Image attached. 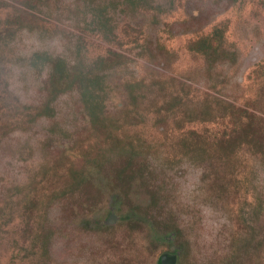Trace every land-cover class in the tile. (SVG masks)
Instances as JSON below:
<instances>
[{
  "label": "rangeland",
  "instance_id": "obj_1",
  "mask_svg": "<svg viewBox=\"0 0 264 264\" xmlns=\"http://www.w3.org/2000/svg\"><path fill=\"white\" fill-rule=\"evenodd\" d=\"M92 1L108 5L111 37ZM137 5L0 0V264H157L165 231L178 264H264V0ZM216 28L224 52L194 51ZM44 53L98 74L97 126L76 85L55 94ZM198 107L212 119L190 121ZM126 155L150 178L114 191ZM115 194L114 222L90 227Z\"/></svg>",
  "mask_w": 264,
  "mask_h": 264
},
{
  "label": "flooded vegetation",
  "instance_id": "obj_2",
  "mask_svg": "<svg viewBox=\"0 0 264 264\" xmlns=\"http://www.w3.org/2000/svg\"><path fill=\"white\" fill-rule=\"evenodd\" d=\"M124 1L126 3L132 2L134 5L138 4L137 6H140L143 3H146L148 0H124ZM106 4H109V3L106 2ZM89 8H90L91 22H92V25L94 23V27L96 31L99 32L100 34L104 33L105 36L111 37L112 34L110 33H112L111 26L113 22H112V19L108 18V15H106V8H108V5H104V4L96 5L94 1H92V3L89 4ZM91 10H92V13H91ZM216 29H219V28H216ZM214 30L213 32L210 33V35H207V37L213 36ZM198 40L195 43H197ZM222 41H223V37H222ZM222 48H223V44H222ZM194 51L198 52L195 48H194ZM38 57L40 60L45 61V63H47L48 66H50L48 82H49V85L52 87V89L55 90V94L62 93L64 91L63 87L65 85H69V86L76 85L81 103L84 105L83 107L86 109L87 113L90 115V120L92 121V124L97 126L101 121H103L104 115L101 116V114L104 110V99L103 97L101 98V94L103 93V90L100 87L101 79L98 76V74H96L92 70V67L86 70H81L80 68L79 69L76 68L73 70L72 66H69L67 64V61L62 57L49 56L48 54H45V53ZM223 103H225L226 105L227 102H223ZM227 106L229 105L227 104ZM224 110H227V109L225 108ZM210 112L211 113L207 112V108L202 109L198 107L196 109L190 110L189 112L186 113V115L188 116V119L190 121H197V122L203 121V120L207 121V120L212 119V114L214 111L210 110ZM98 115L101 117L99 121L96 120ZM95 121H98V122H95ZM120 159H122L123 168L114 170L112 174L113 176V183L111 184L112 190L116 191L117 187H121V186L129 187L132 182H135L140 179L143 182L144 179L150 178V172L146 171L143 163L139 162V164H137L136 160L133 159V157L128 156V155ZM77 182H79V180H77L75 184ZM115 197L116 198H114V204L116 206L113 207L112 210H108L107 212H105L106 214H109V217L107 218V220H104V218L100 216H96V218L92 217L90 221L87 222L90 227L95 226L96 228L100 229L114 222V220L116 219L114 210L118 208V205L120 204V200H122L119 194H115ZM129 216L131 217V215ZM130 217L128 220L129 225H130L129 228L139 230L138 225L140 223V220L132 219ZM148 226H150V230L153 231L152 229V226H154L153 223ZM158 236H159V240L161 244H165L166 246H168V249L166 252H163L160 255L157 261V264H178L181 252L179 250V247L174 245V241L176 237L175 233L165 231L164 233H161Z\"/></svg>",
  "mask_w": 264,
  "mask_h": 264
},
{
  "label": "trees",
  "instance_id": "obj_3",
  "mask_svg": "<svg viewBox=\"0 0 264 264\" xmlns=\"http://www.w3.org/2000/svg\"><path fill=\"white\" fill-rule=\"evenodd\" d=\"M222 37L223 32L219 29H215L213 36H205L201 38L197 43H195L194 48L204 56H218V52H224L222 48ZM232 107V105L225 107L227 109L225 110L226 116L231 119L236 126L243 127L245 131L248 130V127L250 129L253 128V122H251V120L247 118V115H244V113ZM207 112L211 113L209 108H207Z\"/></svg>",
  "mask_w": 264,
  "mask_h": 264
}]
</instances>
